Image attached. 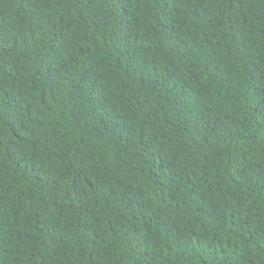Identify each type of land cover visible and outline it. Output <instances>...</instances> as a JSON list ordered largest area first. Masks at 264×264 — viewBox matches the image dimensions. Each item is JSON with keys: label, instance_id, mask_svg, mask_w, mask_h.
<instances>
[{"label": "trees", "instance_id": "16d2710c", "mask_svg": "<svg viewBox=\"0 0 264 264\" xmlns=\"http://www.w3.org/2000/svg\"><path fill=\"white\" fill-rule=\"evenodd\" d=\"M0 264H264V0H0Z\"/></svg>", "mask_w": 264, "mask_h": 264}]
</instances>
